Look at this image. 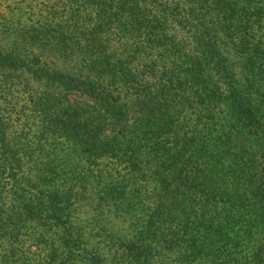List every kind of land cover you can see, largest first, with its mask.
Segmentation results:
<instances>
[{"label":"trees","instance_id":"1","mask_svg":"<svg viewBox=\"0 0 264 264\" xmlns=\"http://www.w3.org/2000/svg\"><path fill=\"white\" fill-rule=\"evenodd\" d=\"M24 33L58 62L0 43V264H264V0H47Z\"/></svg>","mask_w":264,"mask_h":264},{"label":"rangeland","instance_id":"2","mask_svg":"<svg viewBox=\"0 0 264 264\" xmlns=\"http://www.w3.org/2000/svg\"><path fill=\"white\" fill-rule=\"evenodd\" d=\"M47 0H0V43L5 42L6 49L11 47V42L17 45L16 55L28 57L40 56L41 63L58 62V56L54 52H49L39 48L38 43L31 42L24 29L29 25L44 21V8ZM22 59V58H21ZM17 82L18 78H14ZM21 86L12 87L4 91L1 95L7 99H16V102H21L24 99L20 92ZM26 245H30L24 251L28 259H31L28 264L34 263L37 259H42V256L47 253L46 245L43 243L34 244L29 241Z\"/></svg>","mask_w":264,"mask_h":264}]
</instances>
